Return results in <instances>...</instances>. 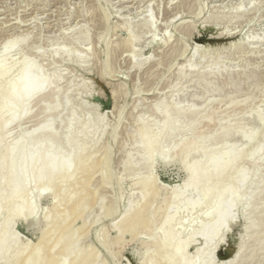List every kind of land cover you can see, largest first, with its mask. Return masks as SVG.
Segmentation results:
<instances>
[{
    "label": "rangeland",
    "instance_id": "rangeland-1",
    "mask_svg": "<svg viewBox=\"0 0 264 264\" xmlns=\"http://www.w3.org/2000/svg\"><path fill=\"white\" fill-rule=\"evenodd\" d=\"M10 39L17 43L12 51L3 55L10 68L9 75H18L22 59H30L38 64L41 72L46 71L51 79L53 77V88L61 89L60 97L56 98L63 102L57 101L62 110L54 121L61 140L67 132H73L71 137L76 136L83 153H92H88L92 157L89 163L98 161L106 147L110 148L105 172L109 180L105 182L101 172L91 170L89 188L98 193L93 200H96L95 205L74 222L77 228L83 224L77 234V247L96 254L94 264H143L146 250L157 239L160 241L156 244L161 243L164 233L159 230L155 233V236L159 233V238L150 236L145 225L136 233L117 239L114 222L147 201L150 204L153 201L152 208L158 213L156 219L160 220L165 214V200L170 199L176 189L184 190L183 198L195 200L199 197L196 191L182 187L186 173L177 158L157 160L151 168L139 162L143 151L140 144L134 142L139 119L156 133L157 124L163 120V114L157 111L162 103L169 109L178 105V108L188 110L190 107L191 111L200 113L196 130L207 131L204 135L220 131L217 125L225 128L236 125V130L241 129V133L239 131L227 141L224 139L225 142L215 139L212 143L204 141V145L222 143L227 146H223L226 147L223 150L230 146L235 148L241 153L238 163L241 161L239 165L242 164L243 170L256 172V181L254 178V182L242 183L243 187L235 182L238 175H234L233 183L229 184L232 189H243L240 192L245 197L246 193L255 192L254 189H264L263 184L260 186L264 179V121L260 119L264 118V0H0V57L4 44ZM7 79H1L0 89L7 84ZM208 84H212L211 89L207 87L209 90ZM222 86H226L225 89ZM38 101L35 99L32 103L28 116L10 124L8 143H12L21 131L36 126L45 104L39 105ZM64 102L70 105L67 107ZM72 113L76 117L71 115L74 117L71 119ZM182 117L188 124V117ZM67 120H74L73 124ZM66 122L71 123L67 125L71 129H67ZM218 122H222L221 126ZM84 123L94 128L89 127L93 131L88 130L86 137L80 131ZM242 130L245 134L255 133L256 139L249 142L240 135ZM184 134L177 139L190 137L189 133ZM207 135L206 140H211ZM256 147L259 150L254 152ZM199 155L194 153L190 159ZM129 156L135 164L132 169L129 164H123ZM80 178L74 182L77 188L82 184ZM152 179L156 184L149 186L153 189L151 192L146 188L149 192L146 196L142 182H152ZM33 193L32 202L39 207L37 216L18 218L11 228L19 244L30 247L41 239L43 229L51 227L43 218L52 212L55 204L53 191H45L43 196L36 191ZM77 195L68 202L62 201L59 209L62 211L71 206L69 203L77 202L81 198L79 193ZM245 197L242 198L244 203ZM242 200V205L239 202L240 206L232 209L235 220L209 242L204 243L200 237L191 241L185 247L184 258L199 250L196 264H207L209 260L211 264H264V244L261 247L257 244V239L264 236V190L259 202L251 203L253 206L248 207L247 203L245 206ZM108 204H112V208ZM206 205L196 206L192 211L184 210L183 202L178 210L171 207L169 213H175L174 229L183 227L188 235L189 231L196 232L200 225L211 223L214 217L204 215ZM255 220L260 223L259 228L254 232L245 231ZM102 240H108V248ZM16 247L8 251V256ZM165 262L161 260L160 264Z\"/></svg>",
    "mask_w": 264,
    "mask_h": 264
},
{
    "label": "bare ground",
    "instance_id": "bare-ground-1",
    "mask_svg": "<svg viewBox=\"0 0 264 264\" xmlns=\"http://www.w3.org/2000/svg\"><path fill=\"white\" fill-rule=\"evenodd\" d=\"M132 40L134 39L132 38ZM16 43L17 42L13 39L6 41L5 44L3 43V54L0 57V81L2 78L4 80V77H8L7 84L4 85L5 87L3 86V88L0 89V212H3V216L0 220V264H94L97 261L96 254L88 250H80L77 247V236L81 232L83 228L81 227V225L83 226V224L80 225L81 230L79 232L80 228H77L74 222H76L75 220L80 217L81 214L83 215V213H86L87 209L93 206V202L96 201L93 200L97 198L95 196L98 193L96 191L91 192L89 188V176L90 174H92L91 170L94 169L96 172L98 171V173L101 172V178L104 177L105 182L109 180L107 175H105V172L108 169V162L110 161V148L108 150V148L106 147L107 145H105L104 147H106V151L104 155H101V158L98 159V161L89 163L92 162V160L90 161L92 157L89 155L92 153L88 152V155L83 153L84 150H82V147L80 148L78 146V139L74 138L76 136L71 137L73 135V132L67 130L69 131H66L67 136L65 138L63 137V141L61 140L62 136L60 138V131L58 132L54 127V121L60 115V109L62 110V106H60V104L57 102L59 99L56 98L60 97L59 92L61 89L58 91V89L53 88V77L51 79V77L46 74V71L45 73L41 72V69L37 66L38 64L36 65V63H34V61L30 59H22L19 65L20 70L18 72V75H9L10 68L9 66H7L6 60L3 59V55L4 53H9L10 50L16 46ZM129 43L132 44L133 41ZM131 44L130 46H132ZM79 60L81 61V59ZM181 77L182 76H179L178 79H181ZM56 81L58 80L55 79V82ZM210 85L212 88V84ZM210 85H206V88ZM223 87L225 89L226 86H222V88ZM214 88L215 87H213V89ZM218 88L216 87V90H220ZM67 97L68 96H66V98ZM35 99L39 100V105H41V103L42 105L45 103L43 105L42 113L40 112L41 116H39L38 123L29 131H21L12 143H8V128L10 124L21 121L26 116H28L32 112L31 106L32 103L35 102ZM67 100L68 99H66V101ZM62 101H65V99ZM60 103L62 104L63 102ZM64 103L65 105H67V107L70 105L67 104V102ZM68 103H70V101ZM163 104L164 103H162L161 105L162 107L159 105V103L158 105H156L158 106V108L159 106L161 107V109L159 108L157 111L160 110V112L163 114V120L161 121V124H157L158 131L156 133H152L153 131L150 130V126L145 125L144 123H142L144 120L139 119L140 126H138V131L134 137V142L138 145L140 144L143 151L139 162L141 163V165L147 168H151L157 160L169 159L168 161H170V158H177L180 162V167L183 168L186 173L182 187L184 189L190 188L196 191L199 197L195 200L183 198L184 190L176 189L170 196V199L168 198L167 201L165 200V214H163V216H161L160 214V216L162 217H160V220H158L159 218L156 219V215H158V213L156 214V211L152 208L154 207L152 206L153 199L151 198L152 202L150 204V202L148 203L147 201L148 199L145 198L147 199V203L145 202L146 204L143 203L144 205H139L141 207L135 208L128 214L125 213L124 216L121 217L122 219L119 218L120 221L118 219V221L116 220L117 222L115 221L116 223L114 222L113 227L116 229L117 239L124 238L126 234L132 235L145 225L147 226L146 231L148 234L150 233V236H155V233H157V231L159 230H161L162 234L164 233L163 235L165 237L163 238L165 239L162 240L161 238V243L159 242L160 240L157 239L159 240L158 242L160 244H156V240V242L154 243L155 245L153 244V246L149 247L146 250L143 264H160L161 260H166V264H196L198 261L197 255L199 253V250H197L194 255L188 256L189 258H184L185 255L183 256V254H186L185 247H187V245L197 237H200L204 243L209 242L220 231L226 229L227 226L233 221V219L235 220V218H233L232 209L236 205H238L243 197H245V194L242 195V193L240 192V190L243 189L234 190L232 189L231 185H229L230 183H233L235 177L234 175H238V177L235 178L238 181L235 180V182H238L239 185H241L242 183L244 185V183L252 182V180L254 182V178L257 175L255 171L246 173L247 171L245 169L243 170L242 164V167L239 165L241 161L240 163H238L239 157H241L239 155L241 153L239 154V151H235V148L232 147V149L230 146L227 149L223 150V148H226L227 146L222 143L221 146L219 142L218 143L220 145H218L216 144L217 141L214 142L216 146L210 145V147H207L206 145H204V141H210L212 143L216 139L223 142L224 139H226L227 141V138L231 137L232 135L234 136L235 134H238L239 131L241 133V129H239V131L236 130V125L235 127L234 125H231V127L233 126V128H230L228 126L226 128L224 126L218 127L217 125V128L222 129L224 127L225 129H220V131L216 133H210V135L206 134L207 136H210L208 138H210L212 141L208 139L206 140V135L204 134L207 131L202 132V130H199L202 132L201 133L196 130V125L199 122L200 113L196 112V110L194 109V111H191L192 109H190V107H188V110L190 111L186 110L187 108H184V111V109H182L181 107L178 108V105H176L177 107L175 105H172V109H169L170 107L168 108V105L164 104L166 105L164 106ZM234 104H236V102H234ZM67 107L63 106V108L65 109ZM154 108L156 109L157 107ZM71 115H73V113L70 114V116ZM73 116H71V119ZM182 116L188 117V119L190 120L188 124L186 123L187 125L184 123L185 121H187V119L185 120L184 118L185 121H182ZM202 116L203 114H201V117ZM260 119L261 121H264V118ZM69 120L67 121L71 122ZM218 123L220 124L219 126H221L222 122ZM70 124L66 122L65 125L67 129L70 128L68 127ZM84 124H81L83 128L80 131H83L84 133H82L81 135L83 136V134H85V136L83 137H86V134H88V130L90 131V133L91 131H93L90 130L93 128V126L91 125V128L89 123ZM180 124L183 127H181ZM94 127L96 131V126ZM184 133H189L190 137H183L184 140H182L183 138L178 140L177 137L181 138L179 135ZM245 133L246 131L243 132L242 130V134L240 135L246 137L249 142L256 139L255 133ZM73 138L75 139V141ZM64 140H66L65 145L63 144ZM67 144L69 146L68 148H65ZM258 147H256L255 150L253 149L254 152L258 151L261 147L263 148V145L259 148ZM65 149L68 150L66 151ZM252 152L251 154L254 155ZM194 153H200V155L194 160L190 159L191 155ZM126 160V162L123 161V164L126 163L125 166H128L129 164V168L132 169L133 167H135V164H132L130 156L128 158L126 157ZM76 175H81L80 177L82 179L80 177H77ZM75 176L77 179L80 178V180L82 181V184L79 185L78 188L75 185L77 182L74 184L76 179ZM149 181L144 180L142 182V191L144 190V194H148L149 192H151V188H149V186H153L156 184V181L154 179H152V182ZM73 184L79 191L73 189ZM262 184L264 185V179L263 183H261L260 186ZM146 188H149V192H146ZM256 188H258V185L256 186ZM259 189L262 188L259 187ZM151 190L153 191V189ZM255 190L258 192L256 193ZM35 191L40 195L45 191H53V195L55 198L53 204H55L53 205L54 209L52 208L53 210L51 213H48L46 211L48 214H45L43 212V215L45 214V216L44 218L43 216L41 217L45 222H49L51 224V227L47 230L43 229L41 239L36 245L30 247L28 244H19L18 237L12 233L11 228L18 218L28 219L30 217L37 216L39 207L32 202V199L34 198H32L34 194L33 192ZM252 191L255 192L246 193L248 194V196L246 195L245 197L247 204L242 200L244 205L246 204L248 205V207L250 205L253 206L251 203L260 199L262 192L258 189H254ZM78 193L81 198L77 202L69 203L71 204V206H68L65 209L62 207L61 209H64L62 211L59 209L58 206L62 201L66 200L68 202L71 200V198L73 199V197H76L75 195H77ZM145 195H142V197L144 198ZM37 196L39 197V195ZM257 198L258 200H256ZM98 202L99 200L97 201V203ZM102 202L105 203V201ZM181 202H183V209L189 211H192V209H194L196 206L207 204V207L202 206L207 208L204 211V215H211L214 217V220H212L209 224L200 225V227H198L199 229L194 233H190L189 231L188 235L186 234V230L182 227L183 225L180 229H174L173 220L175 217V213L174 211L172 213H169L171 212L169 211V209L171 207H175L176 210L180 209ZM241 203L242 202H240L239 204ZM160 212L163 213L162 210ZM108 214L109 213H107V215ZM260 222H262V220ZM259 226L260 223L255 220V222L249 223L245 231L251 230L254 232L259 228ZM158 234H156V236ZM157 238H159V236H157ZM257 241L258 243H256L258 244V246L263 245L264 236L259 240L257 239ZM102 244L105 245L106 248H108L109 246L108 240H102ZM15 246H17L15 249L16 251L12 255L8 256V251ZM22 254H25L24 258L20 259V256ZM210 261L211 260H209L207 264H211ZM162 262L164 263V261ZM104 263L105 262H103V264Z\"/></svg>",
    "mask_w": 264,
    "mask_h": 264
}]
</instances>
